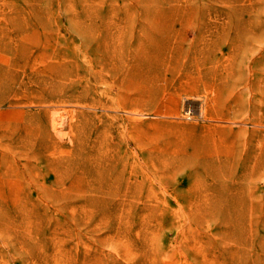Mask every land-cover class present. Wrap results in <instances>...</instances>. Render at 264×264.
<instances>
[{
	"label": "rangeland",
	"instance_id": "rangeland-1",
	"mask_svg": "<svg viewBox=\"0 0 264 264\" xmlns=\"http://www.w3.org/2000/svg\"><path fill=\"white\" fill-rule=\"evenodd\" d=\"M0 264H264V0H0Z\"/></svg>",
	"mask_w": 264,
	"mask_h": 264
},
{
	"label": "bare ground",
	"instance_id": "bare-ground-1",
	"mask_svg": "<svg viewBox=\"0 0 264 264\" xmlns=\"http://www.w3.org/2000/svg\"><path fill=\"white\" fill-rule=\"evenodd\" d=\"M176 106H177V105H176ZM176 108H177V107H176ZM188 110H189V108H187V111H188ZM129 113H131V114H136L134 111H130V110H129ZM164 113H165V112H163L162 114H164ZM171 113H172V112H171ZM167 115H168V114H167ZM57 122H58V121H57ZM57 122H56V123H57Z\"/></svg>",
	"mask_w": 264,
	"mask_h": 264
}]
</instances>
